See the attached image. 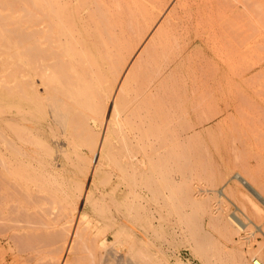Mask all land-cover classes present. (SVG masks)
Wrapping results in <instances>:
<instances>
[{
	"label": "rangeland",
	"instance_id": "374dc122",
	"mask_svg": "<svg viewBox=\"0 0 264 264\" xmlns=\"http://www.w3.org/2000/svg\"><path fill=\"white\" fill-rule=\"evenodd\" d=\"M157 4L0 0V264H264V0Z\"/></svg>",
	"mask_w": 264,
	"mask_h": 264
},
{
	"label": "bare ground",
	"instance_id": "6f19581e",
	"mask_svg": "<svg viewBox=\"0 0 264 264\" xmlns=\"http://www.w3.org/2000/svg\"><path fill=\"white\" fill-rule=\"evenodd\" d=\"M157 3H158V0H111V23L110 24H113V27H116L117 26L116 24H118V25L119 24H121V25L124 24V26H122V27H124L126 29H128V28L130 29L131 28V30L133 29V30L139 31V34L136 35V37L139 36L137 38L138 39L140 38V40H137L136 38H135L136 40L135 39L132 40V38L131 39L128 38L131 41V43H133L132 41H135L138 44V41L140 42L144 38V36L147 34L148 38L146 37L147 39H144V41L146 40V42L143 43V44L146 45V48H148L153 43L154 39L157 41V40L161 39L164 35L166 36L165 37L166 39L164 37L162 39H164V41L167 42L168 36L165 34L166 33V28H165V26H164V28L162 27L163 26L162 25L163 22H159V18L160 19H162V18L158 17V14H160L159 12H161V10L159 11ZM65 8L69 9L67 7H65ZM60 9L62 10V7ZM123 13L126 16L125 17L126 20L124 18V21H122L123 20L122 17H124V16H122V15H124ZM164 19H163V21H165ZM100 20H103V19H100ZM123 22H125V23H123ZM159 23H162V24H159ZM164 24L166 25V23H164ZM121 25H119V27H117V28L119 29L121 27ZM161 27L163 28V31L165 30V33L163 31H162L163 34L159 33L160 36H162L160 38V36L158 37L157 33L161 32V30H160ZM121 28H120V30L123 29V28L122 29ZM151 30H153L152 32H155L154 30H156V32L157 31L158 32L157 33L155 32L154 35L152 33H151L152 35L151 34L148 35L149 31H151ZM128 35H132L131 32H130V34L128 33L127 36ZM116 36H118V35H116ZM116 36L113 37L112 34L110 35V38H109L110 42H108V48L110 49V52H112V54L114 55V57L118 61V59L119 60L122 59L120 54L122 53V56H123L124 55V51H127L126 49L128 48V46H130V48H131V45H130L131 43L127 42V44H129V45H126L124 41H127L126 40L127 37H125L126 38L125 39L124 37H121V36H120V40L122 41V43H120V40L118 39V37L116 38ZM155 37H157L159 39H156ZM115 39H118L119 43H118V41L116 42ZM160 41H159V43H160ZM162 43H164L163 40H162ZM121 44H123V47L121 46ZM120 46L122 48H120ZM124 46L126 48H124ZM119 49L120 50L122 49L123 52L120 51ZM130 51L132 52V49L127 51L128 55H129ZM127 52H126V54H127ZM148 52L151 53L150 50H148ZM151 55L154 58L155 54L152 53ZM120 61H122V60H120ZM164 119L166 121V118H162L161 120H163V121H161V123L164 122ZM232 177L235 178L236 180H238L247 190H249V192L252 195H254L258 200H260V202H262L264 204V197L252 185V183H250L244 176H242L239 172H234ZM223 190L224 189H220V188L217 189L218 195H221L222 193L224 194L225 192ZM246 217H248V216H245L244 218H246ZM227 219L230 220V223L232 222L234 224V227H236V230L239 231V232H240V230L241 231H245L246 227L248 226L247 223H249L248 221H252L251 219H249V217L246 218V219L241 218L235 211H231L227 215ZM233 224L231 226H233ZM253 224L255 225V227L257 229H259V231H261V233H263L262 229L257 224H255V223H253ZM242 237L244 238V236H242ZM243 238H242V240H243ZM102 244H103V242H102ZM251 264H263V262L257 255L256 256L252 255Z\"/></svg>",
	"mask_w": 264,
	"mask_h": 264
}]
</instances>
